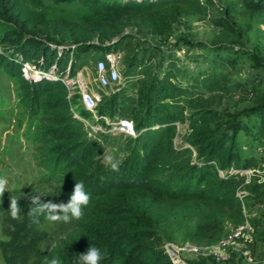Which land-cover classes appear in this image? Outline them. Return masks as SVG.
I'll return each instance as SVG.
<instances>
[{
  "label": "rangeland",
  "instance_id": "rangeland-1",
  "mask_svg": "<svg viewBox=\"0 0 264 264\" xmlns=\"http://www.w3.org/2000/svg\"><path fill=\"white\" fill-rule=\"evenodd\" d=\"M22 1L24 11L41 19L81 22L94 15L86 4L91 0ZM155 1L176 5V21L162 33L129 28L113 41L95 40L110 52L95 48L78 60L75 76L64 77L67 96L76 112L86 117L93 115L82 112L87 110L83 90L101 97L115 91L121 103L130 106L142 102L138 113L149 104L151 128H157L161 119L171 122L162 140L170 171L176 168L175 173L184 172V179L208 189L222 180L233 183L223 182L226 191L236 190L238 203L225 194L224 200L211 205L193 198L164 209L160 232L174 264H264V183L260 182L264 178V10L255 0ZM6 29L9 27L0 17V176L8 180L0 197V264H33L37 254L46 252L59 238L65 222H51L47 213L30 217L32 198L55 203L64 200L59 175L51 172L52 160L40 134L46 125L44 110L30 104L31 94L18 74L22 54L9 42H2ZM47 42L58 48L71 45L52 35ZM108 53L116 55L121 79L118 84L101 86L98 62ZM11 61L16 63L13 72L7 67ZM24 67L22 64L25 77ZM27 71L31 69L27 67ZM255 112L260 113V121ZM116 115L108 118L124 117ZM235 122L243 129L230 167L223 166L228 148L220 152L221 159L203 166L193 144L198 130L221 131ZM116 136L118 142H124ZM110 141L102 142L101 160L107 165V156L115 160L124 156L120 145ZM184 165L188 167L182 169ZM12 198L19 202L18 219L10 215ZM234 233L239 235L229 239ZM15 244L17 257H13L15 248L11 250Z\"/></svg>",
  "mask_w": 264,
  "mask_h": 264
},
{
  "label": "trees",
  "instance_id": "trees-1",
  "mask_svg": "<svg viewBox=\"0 0 264 264\" xmlns=\"http://www.w3.org/2000/svg\"><path fill=\"white\" fill-rule=\"evenodd\" d=\"M254 3L264 10V0ZM86 4L94 15L77 22L65 18L41 19L24 11L22 0H0V17L9 27L4 31L2 42H9L22 54L18 74L24 89L31 94V106L44 110L46 125L40 134L48 148V159L52 160L51 172L59 175L63 202H68L75 183L83 182L90 194L84 215L65 222L59 238L46 252L37 254L33 264H50L54 258H59L61 264H76L78 255L91 245L100 248L103 254L100 264H174L163 247L160 232V225L166 218L164 209L193 198L211 205L213 201L224 200L225 194L232 195L238 203L236 190L226 191L223 182L233 183L222 180L208 189L184 179V172L175 173L176 168L170 171L169 162L164 160L162 140L169 131L167 124L171 122L161 119L157 128H151L149 104L138 113V108L143 107L142 102L133 106L121 103L115 91L102 97L98 113L108 117H115L116 113L131 117L139 135L116 133L110 134L113 137L109 134L89 137L83 123L73 117V102L67 96L68 87L63 79L66 75L75 76L78 60L92 49L99 48L103 53L109 49L110 52L108 46H99L95 40L113 41L129 28L162 33L176 21L178 8L155 0H91ZM49 35L71 45L60 48L48 45ZM26 62L42 72L53 69L59 79L24 77L21 67ZM15 66L13 61L7 64L12 67V72ZM82 112L88 113L87 110ZM253 114L260 121V113ZM236 123H229L221 131L210 127L198 130L193 144L203 166L221 159L223 153L220 152L228 148L223 166L230 167L235 160L237 137L243 129L241 123ZM116 135L124 142H118ZM100 140L104 144L118 143L123 150L118 171L102 162L103 143ZM187 167L184 165L182 169ZM16 246H11V250L15 248L13 257L19 254Z\"/></svg>",
  "mask_w": 264,
  "mask_h": 264
},
{
  "label": "built area",
  "instance_id": "built-area-1",
  "mask_svg": "<svg viewBox=\"0 0 264 264\" xmlns=\"http://www.w3.org/2000/svg\"><path fill=\"white\" fill-rule=\"evenodd\" d=\"M24 64L25 77H46L49 79L55 77L59 79V76L55 74L53 69L49 70L48 72H42L28 62ZM117 65L118 61L114 53H108L106 58H102L98 62V80L101 86L118 84L120 82L121 75ZM27 67L30 68L31 72L33 71V73L27 71ZM48 73L50 74L48 75ZM63 80L65 82V79ZM81 97L85 108L87 111L91 112L93 117H86L82 113L76 112L73 106L71 107V110L75 117L84 123L88 136L108 133H124L133 137L139 135V131L136 129L135 123L132 119L127 117H117V119L111 120L108 118V116L100 115L98 113L97 108L102 100V97L98 93L89 90H83ZM102 119H104L105 122L101 123ZM238 235L239 233H234L229 239H232V237H236Z\"/></svg>",
  "mask_w": 264,
  "mask_h": 264
},
{
  "label": "clouds",
  "instance_id": "clouds-1",
  "mask_svg": "<svg viewBox=\"0 0 264 264\" xmlns=\"http://www.w3.org/2000/svg\"><path fill=\"white\" fill-rule=\"evenodd\" d=\"M106 162L110 165L112 170H119L120 161L115 160L111 155L106 157ZM260 182L264 183V178H262ZM7 184L8 180L5 177L0 176V197H3V194L7 190ZM31 203L32 207H30L28 212L30 217L35 219L38 218L39 215L47 213L46 218L49 221H63L67 223L73 218L80 219L84 215V208L90 203V194L85 190L83 182H79L75 183L74 189L67 203H55L52 201L45 202L44 200H41L39 196H34ZM9 210L13 219L19 218L21 209L17 199L12 198L10 200ZM102 259L103 254L100 248L91 245L86 252L78 255L76 258V264H100ZM50 264H61V261L59 258H54L51 260Z\"/></svg>",
  "mask_w": 264,
  "mask_h": 264
}]
</instances>
